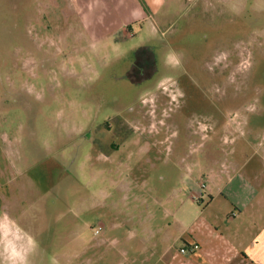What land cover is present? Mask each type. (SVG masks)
I'll use <instances>...</instances> for the list:
<instances>
[{"label":"rangeland","instance_id":"rangeland-1","mask_svg":"<svg viewBox=\"0 0 264 264\" xmlns=\"http://www.w3.org/2000/svg\"><path fill=\"white\" fill-rule=\"evenodd\" d=\"M199 227L264 250V0H0V264H164Z\"/></svg>","mask_w":264,"mask_h":264},{"label":"crops","instance_id":"crops-1","mask_svg":"<svg viewBox=\"0 0 264 264\" xmlns=\"http://www.w3.org/2000/svg\"><path fill=\"white\" fill-rule=\"evenodd\" d=\"M205 229L206 227H199L196 230H191L192 241L185 242V246L197 244L199 246L197 252L191 255L175 254L171 260L164 264H235L236 261V264L239 263L238 261L247 264H264V250L242 252V249L225 247L226 242H228L226 239L224 240L226 242H222V237L218 238L215 234L211 235ZM262 238H264V234ZM139 241L148 251L153 252L147 247L144 238H140ZM168 248L170 247L168 246ZM166 252L167 249H164V254ZM148 260L143 258L139 264H149ZM133 264L137 263L134 262Z\"/></svg>","mask_w":264,"mask_h":264},{"label":"built area","instance_id":"built-area-1","mask_svg":"<svg viewBox=\"0 0 264 264\" xmlns=\"http://www.w3.org/2000/svg\"><path fill=\"white\" fill-rule=\"evenodd\" d=\"M100 230H101L100 226L95 228L93 230V235L94 236L99 235ZM198 248H199V246L197 244H191V245L185 246L183 248H180L179 253L183 254V255H191V254H194L195 252H197Z\"/></svg>","mask_w":264,"mask_h":264},{"label":"flooded vegetation","instance_id":"flooded-vegetation-1","mask_svg":"<svg viewBox=\"0 0 264 264\" xmlns=\"http://www.w3.org/2000/svg\"><path fill=\"white\" fill-rule=\"evenodd\" d=\"M135 54H136V52H135ZM136 56V55H135ZM145 58H147V56L145 57ZM139 63V61H136V65ZM146 66V62H142V65L141 66H137L136 67V71L137 72H139V74L141 75V76H144L145 75V71H141L142 69H143V67H145ZM141 71V72H140ZM126 76H125V78L128 80V81H130L131 83H142L143 81H146L147 79H150L151 78V76H146L145 78H143V81H141V82H133V81H131L130 80V78H129V76H128V72H126V74H125ZM152 75H153V73H152Z\"/></svg>","mask_w":264,"mask_h":264}]
</instances>
